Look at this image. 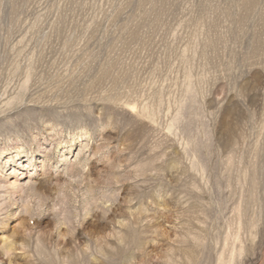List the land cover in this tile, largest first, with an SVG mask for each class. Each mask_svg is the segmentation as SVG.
Masks as SVG:
<instances>
[{"label": "rangeland", "instance_id": "rangeland-1", "mask_svg": "<svg viewBox=\"0 0 264 264\" xmlns=\"http://www.w3.org/2000/svg\"><path fill=\"white\" fill-rule=\"evenodd\" d=\"M0 264H264V0H0Z\"/></svg>", "mask_w": 264, "mask_h": 264}]
</instances>
